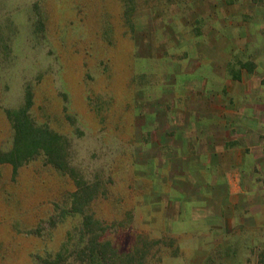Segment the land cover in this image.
<instances>
[{
	"label": "rangeland",
	"instance_id": "1",
	"mask_svg": "<svg viewBox=\"0 0 264 264\" xmlns=\"http://www.w3.org/2000/svg\"><path fill=\"white\" fill-rule=\"evenodd\" d=\"M260 87L264 0H0V151L29 90L95 187L83 212L143 264H264ZM76 189L43 154L0 163V264L74 248Z\"/></svg>",
	"mask_w": 264,
	"mask_h": 264
},
{
	"label": "trees",
	"instance_id": "2",
	"mask_svg": "<svg viewBox=\"0 0 264 264\" xmlns=\"http://www.w3.org/2000/svg\"><path fill=\"white\" fill-rule=\"evenodd\" d=\"M32 103L29 90L25 94V102L15 110H6V115L13 130L12 146L0 151V163L9 164L14 170L43 154L45 162L56 170L73 175L77 189L72 193L71 209L61 216H80V224L76 227L78 241L67 253L58 251L54 256L44 259L41 264H143L144 251H118L111 242L103 237L104 224L90 213H84V207L92 199L95 187L84 181L75 179L73 169L68 164V139L65 135L47 128L46 124H35L29 116ZM70 121L73 119L69 118ZM44 127V129H43ZM32 133V140L27 134ZM43 133V139L38 137Z\"/></svg>",
	"mask_w": 264,
	"mask_h": 264
},
{
	"label": "crops",
	"instance_id": "3",
	"mask_svg": "<svg viewBox=\"0 0 264 264\" xmlns=\"http://www.w3.org/2000/svg\"><path fill=\"white\" fill-rule=\"evenodd\" d=\"M260 89H262V90H260ZM260 91L258 92V94H257V92L255 91L254 92V94H253V96H252V93H251V91H248V94H249V97H250V99H251V97L253 98V99H255V102L254 103H252V104H250V105H256L254 108H252L251 109V112H252V114H250L249 116H248V118L250 117V122L249 123H252L250 126H251V128L254 130V127L256 128V124H257V122L258 121H262V116H263V111L264 110H262V109H260L259 110V101L261 100H263L264 101V97H262V95L264 94V88H262V87H260ZM259 98V99H258ZM258 99V100H257ZM256 100H257V102H256ZM261 105H263L264 106V102L263 103H261ZM241 107V106H240ZM250 107H253V106H250ZM255 137L258 139L259 137H258V135H255ZM256 139V142H258V140Z\"/></svg>",
	"mask_w": 264,
	"mask_h": 264
}]
</instances>
